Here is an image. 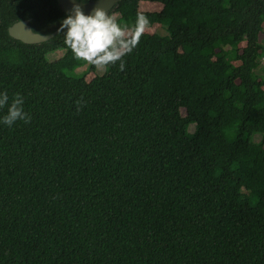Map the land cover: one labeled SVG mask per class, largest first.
I'll use <instances>...</instances> for the list:
<instances>
[{
  "label": "trees",
  "instance_id": "obj_1",
  "mask_svg": "<svg viewBox=\"0 0 264 264\" xmlns=\"http://www.w3.org/2000/svg\"><path fill=\"white\" fill-rule=\"evenodd\" d=\"M106 13L166 34L87 80L64 30L7 32L59 28L56 0H0V90L30 117L0 125V264H264V0Z\"/></svg>",
  "mask_w": 264,
  "mask_h": 264
},
{
  "label": "clouds",
  "instance_id": "obj_2",
  "mask_svg": "<svg viewBox=\"0 0 264 264\" xmlns=\"http://www.w3.org/2000/svg\"><path fill=\"white\" fill-rule=\"evenodd\" d=\"M83 2L77 0L73 3L71 14L59 23V29L64 30L65 45L78 59L100 66H109L119 61L118 67L123 70L122 57L138 44L148 24L147 18L138 14L135 24L128 30L101 8L84 14L79 7ZM23 104L24 98L20 93H14L10 100L7 91L0 90V110L6 109L0 115V125L11 127L17 121L27 123L30 117L23 110Z\"/></svg>",
  "mask_w": 264,
  "mask_h": 264
},
{
  "label": "water",
  "instance_id": "obj_3",
  "mask_svg": "<svg viewBox=\"0 0 264 264\" xmlns=\"http://www.w3.org/2000/svg\"><path fill=\"white\" fill-rule=\"evenodd\" d=\"M58 7L66 14H71L73 3L77 0H56ZM119 0H89L79 4L80 10L84 14H90L93 9L101 8L106 12L110 11ZM59 28L49 33L34 31L30 25V18L20 19L7 28V32L13 39L23 43L34 44L44 42L55 35Z\"/></svg>",
  "mask_w": 264,
  "mask_h": 264
},
{
  "label": "rangeland",
  "instance_id": "obj_4",
  "mask_svg": "<svg viewBox=\"0 0 264 264\" xmlns=\"http://www.w3.org/2000/svg\"><path fill=\"white\" fill-rule=\"evenodd\" d=\"M159 2H149V1H141L139 3V10L140 11H158L160 9ZM113 17L116 18L117 14L113 13ZM146 32H157L159 34H166V29L162 25H157V24H147L145 26ZM61 53V50H56L51 53H48L46 56L48 59H54L57 58ZM83 68H78L77 71H81ZM103 71V66L96 65L95 69L92 71H89L85 75V79L89 80L92 78L95 74H100ZM194 125L190 124L189 125V131L193 129Z\"/></svg>",
  "mask_w": 264,
  "mask_h": 264
},
{
  "label": "built area",
  "instance_id": "obj_5",
  "mask_svg": "<svg viewBox=\"0 0 264 264\" xmlns=\"http://www.w3.org/2000/svg\"><path fill=\"white\" fill-rule=\"evenodd\" d=\"M263 45H264V39H263ZM260 64L264 66V54L260 57L259 60Z\"/></svg>",
  "mask_w": 264,
  "mask_h": 264
}]
</instances>
